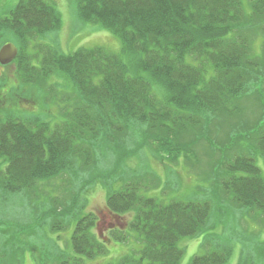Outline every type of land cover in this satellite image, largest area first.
Masks as SVG:
<instances>
[{
	"label": "trees",
	"instance_id": "16d2710c",
	"mask_svg": "<svg viewBox=\"0 0 264 264\" xmlns=\"http://www.w3.org/2000/svg\"><path fill=\"white\" fill-rule=\"evenodd\" d=\"M18 3L0 17V43L12 42L19 49L14 63L1 67H15L11 78L16 85L12 100H7L3 86L12 80L7 74L0 78V107L6 113L0 117V191L29 193L42 181L62 180L67 173L76 176L84 168L89 178L75 192L87 195L89 186L104 179L89 170L101 143L116 154L120 166L132 121L145 127L146 141L136 153L152 141L173 162L179 157L188 161L201 141L213 137L209 128L214 122L239 117L245 112L241 102L253 99L259 111L255 127L234 139L228 133L225 144L218 142L224 147L235 144L243 152L225 162L221 186L243 209L264 214V178L256 164L258 156L264 161V0H78L80 20L100 24L120 38L129 62L104 47L64 54L38 43L58 32L61 15L48 0ZM253 39H261L257 51ZM52 79L55 82L48 84ZM63 79L75 92L66 90L59 97L68 99L59 101L67 108L72 101L79 105L71 120L66 108L64 121L51 126L34 115L32 107L37 99L47 104L60 94L58 86L69 85ZM19 94L29 101L23 109L25 99L18 100ZM8 102L18 114L6 111ZM184 135L189 139L183 141ZM209 142L210 148L219 146L213 139ZM55 202L61 210L54 207L40 220L58 218L51 228L60 231L74 206ZM105 207L112 216L107 241L101 230L96 233L102 219L89 212L77 218L70 239L76 256L59 251L41 264H86L83 258L106 255L109 243H128V230L144 246L116 264H181V239L205 232L212 210L208 202L163 204L144 197L137 182L107 195ZM131 213L126 228L117 227L119 219ZM231 255L230 245L217 244L190 264H230ZM244 256L238 264H254L253 257Z\"/></svg>",
	"mask_w": 264,
	"mask_h": 264
},
{
	"label": "rangeland",
	"instance_id": "374dc122",
	"mask_svg": "<svg viewBox=\"0 0 264 264\" xmlns=\"http://www.w3.org/2000/svg\"><path fill=\"white\" fill-rule=\"evenodd\" d=\"M20 1L0 0V17H5ZM48 1H51L60 13L62 23L58 32L41 37L38 43L49 45L64 54L74 53L80 48L104 47L123 56L121 50L123 43L120 38L104 30L100 24L83 23L80 20L77 10L78 0ZM245 8H248V5H245ZM260 42L261 39H253V47L256 51L259 50ZM34 47L37 49L36 46ZM30 52L34 53L35 50L31 49ZM128 59L123 56L122 60L129 62ZM14 72V66L5 71L0 68V78L7 74L12 80L3 86V89L7 91V95L5 94L7 100H12L9 96L12 87L16 85L15 79L11 78ZM51 82L54 83L55 80H50L48 84ZM59 82L61 84L62 80L57 83ZM66 82L69 85L58 86L57 90L60 94L56 92L51 102L46 104L37 99L32 107V113L49 122L51 126L64 121V116L61 114L66 110L67 105L59 100L68 98L59 97L61 93H66V90H70L71 94L75 92L73 85L69 81ZM17 96L18 100L25 99L21 101L22 109L24 105H29L26 96L20 94ZM246 100L241 102L245 112L239 117L226 118L222 121L218 118L220 123L218 124L217 120L212 124L209 129L213 137L210 139L217 144L219 141L225 144L229 138L228 133H230V138L234 139L241 134L246 135L248 130L255 127L259 115V111L255 109L258 105L253 103L255 102L253 99ZM74 103L73 101L72 104L69 103L67 108L70 120L75 112L74 108L79 105ZM10 104V102L5 104L6 111L18 114L19 109L10 107ZM5 114L0 107V117H4ZM144 129V126L135 121L129 123L126 144L121 148L126 156L120 166L116 164V154L101 143L95 154L96 160L90 165L89 170L96 172L104 179L89 186L91 191L87 195L75 192L89 178V173L84 168H80L76 176L67 173L62 180L42 181L39 183L38 190L29 193L6 194L0 191V264H41L44 263L46 257L59 251L76 256L70 239L73 237L77 218L88 215L89 212L102 219L101 224H103L96 230V233L101 230L102 235L105 234L103 240L107 241V220L112 217L105 207L107 195L133 182L140 184V195L156 199L163 204L172 201L210 203L211 216L205 232L198 237H186L180 241L179 245L185 251L181 264H190L195 256L204 255L217 244L221 246L227 244L232 247L230 264H238L242 255L253 257L254 264H261V257L264 256V214L255 210L243 209L232 200L231 195L225 193L221 186L225 172L224 164L243 153L238 150L239 147L235 144L232 147H229V144L226 145L227 147L218 144L220 147L210 148L208 145L210 139H207L196 146L190 160L186 161L184 157H179L173 162L167 154L158 152L156 143L152 141L137 153L135 152L136 147L146 141ZM188 139V135L182 136L183 141ZM168 142L171 143V141ZM240 142L243 141L240 140ZM225 154L229 158H226ZM256 164L264 176V161L261 156L256 157ZM110 173L112 175L109 177ZM238 176H243V173H239ZM63 184L72 187H65ZM57 199L61 203L65 202L74 206L73 215L65 216L67 227L60 231L51 228L54 220L58 218L47 217L40 220L43 213L47 214L54 207L61 210L62 207L58 202L53 204ZM127 218L119 219L121 221L118 222L117 227L121 225L122 229L126 228V221L129 220ZM128 231L130 240L128 243H109L106 255L99 256L95 260L83 258L85 263L116 264L122 257L139 252L144 246L143 243L137 240L134 232Z\"/></svg>",
	"mask_w": 264,
	"mask_h": 264
},
{
	"label": "water",
	"instance_id": "95a60500",
	"mask_svg": "<svg viewBox=\"0 0 264 264\" xmlns=\"http://www.w3.org/2000/svg\"><path fill=\"white\" fill-rule=\"evenodd\" d=\"M18 49L12 43L5 44L0 47V63L2 66L11 64L17 57Z\"/></svg>",
	"mask_w": 264,
	"mask_h": 264
},
{
	"label": "bare ground",
	"instance_id": "6f19581e",
	"mask_svg": "<svg viewBox=\"0 0 264 264\" xmlns=\"http://www.w3.org/2000/svg\"><path fill=\"white\" fill-rule=\"evenodd\" d=\"M263 178H264V176H263Z\"/></svg>",
	"mask_w": 264,
	"mask_h": 264
}]
</instances>
